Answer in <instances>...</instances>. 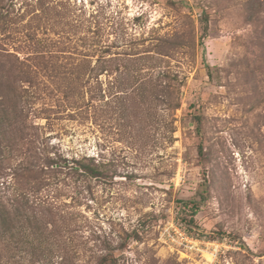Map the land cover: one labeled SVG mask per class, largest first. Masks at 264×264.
<instances>
[{
  "label": "rangeland",
  "instance_id": "obj_1",
  "mask_svg": "<svg viewBox=\"0 0 264 264\" xmlns=\"http://www.w3.org/2000/svg\"><path fill=\"white\" fill-rule=\"evenodd\" d=\"M0 116L33 264H264V0H0Z\"/></svg>",
  "mask_w": 264,
  "mask_h": 264
},
{
  "label": "trees",
  "instance_id": "obj_2",
  "mask_svg": "<svg viewBox=\"0 0 264 264\" xmlns=\"http://www.w3.org/2000/svg\"><path fill=\"white\" fill-rule=\"evenodd\" d=\"M2 117L0 116V122H2ZM200 152H202V145L200 146ZM51 164H55L56 160H52ZM31 169V168H30ZM7 205L2 202L0 196V243H8L7 235L9 234L11 237H14L13 243H8L9 253L5 255V259L0 257V264H33L34 256L38 257L37 246L35 241L39 243L40 246H43V237H39L42 234H35L34 238L30 239L29 235H27L26 228L21 230L20 224L16 223L14 220L18 218L16 213V209L12 212V214L6 209ZM186 233L189 235L192 234V230H196L197 226L194 222L193 218L190 220L182 221L178 223ZM26 236V239L23 237ZM194 236V235H193ZM206 236H201L200 238H205ZM216 240L223 239V236L215 237ZM43 250V247L41 248ZM22 251H28L30 253L29 257L23 256ZM101 263H107L109 261L106 255L101 257ZM44 264H62V262H51V260H47Z\"/></svg>",
  "mask_w": 264,
  "mask_h": 264
}]
</instances>
